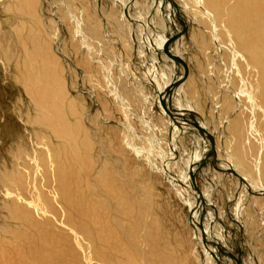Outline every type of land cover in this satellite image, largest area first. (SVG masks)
I'll return each instance as SVG.
<instances>
[{"label":"rangeland","instance_id":"rangeland-1","mask_svg":"<svg viewBox=\"0 0 264 264\" xmlns=\"http://www.w3.org/2000/svg\"><path fill=\"white\" fill-rule=\"evenodd\" d=\"M6 1L0 0V176L4 174L10 176L9 169L13 163V170L21 175V181L25 184L22 188L27 194L28 201L27 203L23 202L25 205H29L32 198V192L28 193L26 183L30 182L32 185L37 184L48 188L44 194L45 202L51 207L56 219L53 224L51 223L50 228L58 238L60 250H65L71 256L72 260L68 264H91L90 257L95 259L92 260V264H117L118 261L125 263L128 257H131L134 264L151 263V260L156 262L151 255L154 245L147 246L144 238H141L146 225L149 227L148 230L153 228L150 226V221L146 220V216L151 215L158 219L156 220L158 226L154 227L156 228L155 232H158V237L162 239L161 243L159 242L161 249L158 250L162 252L171 248L175 255L173 264H224V259L230 253L227 252L225 258L220 256L225 249L222 243L216 240L219 227L223 228V231H220L226 242H229L227 239L229 238L235 239L238 244L243 239L242 247L236 250V258L233 259L232 264H264V198H262L264 191L261 192V188L252 184L250 180L236 185L234 174L235 172L239 174V172L233 169L234 167L230 168L222 164L227 158L224 157L226 152L220 148L225 143H228L230 148L236 144V139L231 137L227 128L229 120L238 114L237 93L240 92L242 82L237 75L231 73V59L228 51L224 48L225 41H220V39L217 41L223 47L220 50L216 44L214 45L208 19L205 16L196 15L198 7L187 0H171L180 8L177 7L183 20L179 16L178 23H182L179 26L183 27V21L186 22L185 40L187 41L188 38V26H192L189 30L190 40L197 46L196 51H192L190 49L192 45L187 42L190 47L182 56V62L186 66L184 83L186 82L188 90H191L193 96L196 95L199 101V104L195 105L198 109L196 107V111L193 109L192 112L194 114L202 112V115L207 117L205 123L209 127L213 125V128L217 130L219 124L223 126L220 134L210 131L214 144L213 149L216 146L217 151L218 149L222 150L221 153H218L219 157L217 155L220 158L219 162L222 163L220 165L219 162L216 163L218 168L213 170L217 175L212 178L209 173L208 180H203V177L199 176L197 180L196 190L200 192V196H203L201 192L205 190L206 183L211 184L213 189L209 191V193L212 191L213 193L208 195L210 196L208 201L210 200L215 208L206 209L208 211H204V213L213 212V209L216 211L210 213L205 220L203 217L199 220L198 216L196 217L197 213H192L190 210L189 206H195L197 198L194 200L178 186L177 181H173L176 179L185 183L183 176L188 169L186 162L194 156L191 141L186 136L176 134L174 142L178 143L180 148L178 146L176 149L170 148L171 125L173 123L165 117L164 113V117L159 115L160 112L154 108L152 103L150 104V99H144V97L151 98L152 96L154 98V95L156 97V84L152 79L146 81L141 78L143 76L140 67L141 56L139 55L137 58L131 51V48H134L136 44L131 39L129 29L125 27L127 26L125 22L130 23L125 16H123L124 24H122V8L114 4L112 0H105L106 4L105 1H101L100 13L96 8L93 9V0H40L41 3L37 8L39 19L44 25L42 29L50 42L48 47L51 46L49 49L51 52L53 50L52 53L54 57L56 56L61 71L63 70L61 76L65 88L67 86L70 98L76 100L81 107L79 108L83 109L79 121L85 130L84 135H87L85 136L90 142V149L87 151V162L82 163L80 159L67 155L64 150L65 142L55 141L46 129L47 135L34 123L36 113L28 94L21 85L23 75L15 70L13 59L11 64L6 63V50L3 46L11 47L9 42L15 43V39L7 41V35L13 37L16 30L21 33L24 30L26 32L29 30L26 26H20L19 21L12 16L11 12L5 11L3 6ZM185 4L192 10H187ZM130 8L141 12L137 7L130 6ZM82 10L86 12L85 15L82 14ZM151 12L153 9H150L147 14L139 15L138 22L144 26H152ZM130 15L134 17L135 14L130 13ZM86 19L93 20L94 24L101 27L102 31L98 35L100 44L96 42L98 38H95L96 41H92L86 34L91 31L89 24H86ZM188 20H191L190 23L187 22ZM91 24L93 25V23ZM219 25L224 26L221 22ZM80 26L88 27L81 29ZM118 26H124L123 30ZM170 26L172 25L170 24ZM218 30L220 31V27ZM134 32L137 33L138 30H134ZM219 35L222 36L221 33ZM171 37L170 34H167V41L171 42ZM126 45L131 48H127ZM217 48L219 51H215ZM168 61L169 64L172 63V56L168 58ZM137 63L138 65L135 66ZM121 68L126 70L129 77L123 74ZM241 74L247 82H251L255 78L253 73H249L248 70H242ZM106 77L111 80L107 82ZM141 82L144 86L140 84ZM108 84L114 86L118 94L117 98L107 92ZM168 87L170 85L164 89ZM173 98L179 99V95L178 97L172 95V100L170 99L172 109L175 110L172 112L177 114L178 108L172 103ZM179 101L184 103L181 99ZM181 111L178 113L179 115L187 116L181 114ZM242 111L244 113L241 115V122L244 125L241 124L249 129V122L252 118L258 121L259 115L253 116L248 112V109H242ZM190 118L196 120V116L191 115ZM160 122H162L161 127L159 126ZM254 131L262 134L264 126L257 122ZM227 135L229 136L227 137ZM56 145L59 147L60 154L54 157L53 148ZM256 153L261 155L260 151ZM66 158L76 165L74 169L70 170L64 163ZM249 160L251 161L250 158ZM165 164L168 165L165 166ZM164 167H167L169 171H163ZM105 168L112 174L106 173ZM228 168L234 170V173L231 174ZM53 169L56 177L53 174ZM58 169L64 171V177L58 175ZM112 180H114V184L109 182ZM54 181L56 186L62 184L61 188L56 189V195L50 193L55 188ZM180 190L182 191L181 196L179 195ZM64 193H67L71 202L76 203L71 204L67 211L64 210L62 204L59 205L56 200H53ZM122 194L128 197V205H120ZM238 199L241 202L250 201V203L246 202L241 210V212H245L243 214L245 227L243 225V228L236 226L235 230L231 228L233 230L231 232L222 225L223 221L218 223V220L224 218L226 224L234 228V223H231L227 216L222 214L229 212L230 216H234ZM10 200L11 197L0 191V232L5 233L6 236L15 234L11 222L12 208L15 205L10 204ZM201 206L202 210L203 206ZM192 215H195L194 219L200 229L195 228L191 222ZM67 216L71 217L70 224L65 219L68 218ZM213 223L215 226H212ZM83 226L88 235H85L87 233L81 229ZM132 228L134 236L129 233ZM236 233L239 236L235 235ZM92 234L95 238V234L97 235V239H94L95 242L91 239ZM81 235L85 236L81 237ZM114 245L120 246L121 251L116 254L112 253L113 255L110 254L111 263H107L99 255L100 248L107 249ZM207 248L211 249L212 253ZM11 250L13 251L12 248ZM246 250L252 253L250 257L242 254V251ZM106 251L103 250L104 253Z\"/></svg>","mask_w":264,"mask_h":264},{"label":"bare ground","instance_id":"bare-ground-1","mask_svg":"<svg viewBox=\"0 0 264 264\" xmlns=\"http://www.w3.org/2000/svg\"><path fill=\"white\" fill-rule=\"evenodd\" d=\"M101 1L105 0H93V9L96 8L98 13H100L101 11ZM112 1L114 2V4L122 8V24H124L123 16H125L127 21H130V23L125 22V25H127L125 27L129 29L128 32L131 34V39L135 42L136 46L134 48H131L130 46L126 45V47L131 48V51H133L135 57L139 58V55L141 56L140 61H142L140 67L143 72V76H141V78L146 81H150L152 79L156 84V97L154 95V98L152 96L151 98L144 97V99H150V104L152 103L154 108L160 112L159 115L163 116L164 113L165 117L173 123V125H171V136L169 135L171 137V142H169L170 148L176 149L177 146L180 148L178 143L174 142L177 135L186 136L191 141L190 143L192 148L194 149V156L188 159L186 162V167L188 169L185 171V174L183 176V180L185 181V183H182V181L176 179L173 181H177V183L179 184L178 186L182 188L183 191L187 192L190 196H192L194 200H196L195 198H197V203H194L196 207L189 206L192 213H197L196 217L198 216L199 220H201L202 217L205 220L208 218V215L210 213L216 211L215 209H213V212L204 213V211H208L206 209H212L214 207V205L211 204V201H208V197H210L208 195H211L213 193V191L209 193V191L213 190L211 184H205V190L203 189L204 191L201 192L203 196H200V192H197L196 188L198 176L203 177V180H208L207 178L209 173H211L212 178L217 175L214 174L213 170H216L218 168V165L216 166V163H218L220 160V158H218V153H221L222 150L226 152L224 157H226L227 160L224 161V159L221 158L224 162H219L218 164L220 165L222 163L224 166H229L230 168L234 167L233 169L239 172V174H237L236 172L234 174V177H236V185H238V183L242 184L241 182H247V180H250L252 184L258 185L262 190L261 192H263L264 186L261 185H264V132L261 134L255 132L254 130L257 122L264 126V0H187V2H192L195 7H198L196 15L199 14L201 16H205L208 19L214 45L216 44L219 50L223 47L218 44L217 41L219 39L220 41H225L226 44L224 48L228 51L229 57L231 59V73L233 75H237L240 81L242 82L240 92L237 93L238 99L236 103L239 106L238 114L234 118L231 117L232 119L229 120L227 128V131L230 133L231 137L236 139V144L233 145L232 148L228 146V143H225V145L222 144V146L220 145V148L222 149H220L221 151H219V149L217 151L216 146L214 148L215 150L213 149L214 144L210 131L220 134L223 130V126H220L219 124L217 130L213 128V125L212 127H209L207 123H205L207 117H204V114L202 115V112H200V114H194V112H192L193 109L196 111L197 106L195 105L199 104V101L196 95L193 96L192 91L188 90L189 87H186V82L184 83V80L186 79V66H184V63L182 62V56L184 55V52L190 47L188 43L192 45V47H190L192 51H196L195 49H197V46L190 40L191 36L189 30L192 28V26H188V38L187 41L185 40L186 22L183 21V27L179 26L182 23H178V19L181 17L180 19L183 20V18L179 13L180 8L178 7V5L172 2L171 0ZM40 3V0H7L5 2V6H3V8H5V11L11 12L12 16L17 21H19L20 26H26L29 30L27 32L24 30L22 33L19 30H16L13 33V37L11 35H7V41L15 39V43L9 42L11 47H9V45L7 44L6 45L8 47H5V45H3L4 50H6V63L11 64L13 59V65L15 67V70L19 72L20 75H23L21 85L24 91L28 94L30 103L32 104V106H34V110L36 113V115H34L35 125H37L40 130L46 135L49 133L51 136H53V139L55 141L59 140L62 143L65 142L64 150L67 155L70 157H76L80 159L82 163H84L87 162L88 159L87 151H89L90 149V142L86 137L87 135H84L85 130L83 129L82 124L79 121V116L82 115L83 109H80L81 107L79 106L76 100L70 98L68 94L69 90L66 89L67 86L65 88L64 81L61 76L63 70L61 71V66L58 63L56 56L54 57L52 53L53 50L51 52V50L49 49V47L51 46L48 47L50 42L47 36L45 35L44 30L42 29V26L44 25L41 23L39 15L37 14V8ZM130 6L135 8L137 7V9L141 12H137V10L135 9L132 10ZM185 6L187 10H192L190 7H188L187 4H185ZM150 9H153V12H151L150 15V17L152 18L151 23L153 25L144 26L142 23L138 22L139 15L147 14ZM166 11H168V13H166ZM85 13L86 12L82 10V14L85 15ZM130 13H134V17L131 16ZM86 20V24H89V26L91 27V31L86 32V34L89 36L90 39H92V41L95 40V38H98L96 39L97 41H95L100 44L101 42L99 41L98 35H100L102 31L101 27H98L96 24H94L93 20ZM190 21L191 20H188L187 22L190 23ZM219 22L224 24V26L221 27L219 25ZM91 23H93V25ZM170 24L172 26H170ZM84 27L86 28L88 26H80L81 29ZM118 27L119 29L123 30L124 26ZM219 27L221 32L218 30ZM171 28L174 29L172 30ZM134 30H138V32L135 33ZM219 33H221V37L220 35L218 36ZM167 34H170V36H172L171 42L167 41ZM218 48L215 51H219ZM169 54H171L172 56L171 64H169L168 61V58L171 57L169 56ZM136 65H138V63L135 64V66ZM242 70H248L249 73H253L255 77L254 80L251 82H247V80L243 79L241 74ZM121 71L123 72V74L126 75V77H129V74L126 73V70H123V68H121ZM211 75L213 76L212 73ZM182 77L183 79L181 80ZM105 80L109 82V80L111 79L109 77H106ZM140 84L143 85L142 82ZM168 85H170V87L164 89ZM106 89L107 92L112 95V97H118L114 86L108 84ZM172 95H176L177 97L179 95V99L184 102L181 103L179 99L173 98L172 103H174L176 108H178L176 110L177 114L172 112L175 111L174 109H172L173 107L170 104V101L172 100ZM120 99H122V97H120ZM163 107H165L168 111H166ZM201 109L202 108H200V111H202ZM242 109H248V112H250L253 116H255L256 114L259 115L258 121L255 118H252V120L249 122V129H246L245 126H242L243 123L241 122V115L242 113H244ZM180 111L181 114H186L187 116L184 117L182 115H179L178 113H180ZM191 115L196 116V120H191ZM161 119L162 117L160 118V120ZM242 120L245 121V119L243 118ZM162 122H160L159 124L160 127ZM45 129L48 131V133L45 131ZM228 136L229 135H227V137ZM39 138H41V136H39ZM223 139H225L224 136ZM187 143L189 144V142ZM257 151H260L261 155H257ZM251 152L253 153L252 155ZM59 154V147L56 145L53 148V156L56 157ZM249 158L251 159V161L249 160ZM64 163L70 168V170L74 169V167L76 166L75 164L69 161V158H66L64 160ZM167 165L168 164H165V166ZM13 169L14 165L13 163H11V168L9 169L11 175L6 176L4 174L3 176H0V191L5 195L11 197V200L9 202L10 204L15 205L12 208L11 216V222L14 226L15 234L12 236H6L5 233L0 232V264H68V262L72 260V258L65 250H60L58 238L50 228L51 223L53 224L56 219L53 216V211L51 207L45 202L44 194L48 191V188L37 184L32 185L30 182L26 183V185H28V193L32 192V198L30 203H28L29 205L23 204V202L27 203L28 201L27 194L22 190L25 184L21 181V175L15 173ZM220 169L223 170L222 168ZM164 170L166 172L169 171L167 167H164L163 171ZM228 171H231V174L234 173V170H231L229 168ZM105 172L110 173L106 171V168ZM57 173L61 177L65 176L64 171L61 169H58ZM53 174L56 177L54 169ZM109 182L113 183L114 180ZM172 184L174 183L172 182ZM54 187L55 188L50 193L56 195V189L61 188L62 184L61 186H56L54 181ZM181 194L182 191L180 190L179 195L181 196ZM122 195L120 198V205H128V197ZM183 197L185 199V196ZM262 198H264V196ZM53 200H56L59 205L62 204L65 211L68 210L71 204H76L75 202H71L67 193H64L62 196L59 195L57 199L53 198ZM246 202L250 203V201L246 200L243 202H241L240 199L237 200L234 216H230L229 212H225L224 214H222L223 216H227V219L231 221V223H234V228L228 226L224 218H222V220H218V223H222L223 221L222 225L231 232L236 229V226L242 227L243 225V227H245V218L243 215L245 214V212L243 213L241 212V210L243 209V206H245ZM130 205H132V203H130ZM201 205L203 206L202 210L200 209ZM196 209L198 210L196 211ZM67 217L68 218L65 219L67 222L69 221L70 224L71 217ZM194 217L195 215H192L191 222L194 224L195 228L200 229L196 224V220L194 219ZM146 220L150 221V226H152L153 228H150L151 230H148L149 227L148 225H146L144 234L141 238H144L145 242L147 243V246L149 244L154 245L153 248L151 247V255L153 259L156 260V262H153L151 260V263L145 264H170V262L171 264H173L172 262L175 261V255L173 251H171V248H168L167 251L162 252H159L158 250L161 249L159 248L161 246L159 242L161 243L162 239L158 237V232L156 233V228H154L158 226V221L156 222V220H158L157 217H153L152 215L146 216ZM213 225L214 223L212 224V226ZM84 226L81 227V229L86 232ZM218 226L220 225L218 224ZM231 228L233 230H231ZM220 230L223 231V228H218V231L216 233V236L218 237L216 240L219 243H222L225 249L224 250L222 248V250L224 251L223 254L220 256L224 257L225 254L229 252L230 254H228L226 258L224 257V264H232V262H234L233 259L236 258V250L242 247L241 241L243 239L240 240L238 244H236L235 239L232 240L227 238L229 242H226L224 240L225 237L221 234ZM132 231L133 228L132 230H129V233L132 234ZM85 235H88V233ZM85 235H81V237ZM235 235L238 234L236 233ZM95 236L96 238L93 237V234L91 235L92 241H94V239H97L96 234ZM233 237H235L234 234ZM10 247L13 249V251ZM103 250L107 251L104 253ZM207 250L212 253L211 249L207 248ZM119 251H121L120 246L114 245L107 249L100 248L99 255L103 257V259H105L107 263H111L109 255L112 253L116 254ZM123 254L125 253L123 252ZM167 254L168 257L166 258ZM242 254H245L250 257L252 253L246 250L242 251ZM126 259L127 262L125 263H122L121 261L117 260V264H134L131 260V257H128ZM92 260L95 259L93 257H90L91 264L93 263Z\"/></svg>","mask_w":264,"mask_h":264},{"label":"water","instance_id":"water-1","mask_svg":"<svg viewBox=\"0 0 264 264\" xmlns=\"http://www.w3.org/2000/svg\"><path fill=\"white\" fill-rule=\"evenodd\" d=\"M163 108H165V107H163ZM165 110L168 111L166 108H165ZM202 133H203V132H202ZM194 179H195V178H194ZM194 186H195V185H194Z\"/></svg>","mask_w":264,"mask_h":264}]
</instances>
